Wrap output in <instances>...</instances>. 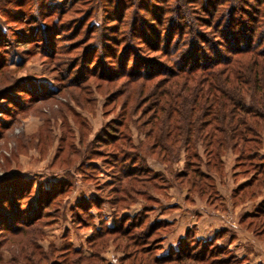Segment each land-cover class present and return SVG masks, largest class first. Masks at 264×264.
Instances as JSON below:
<instances>
[{"label":"rangeland","instance_id":"374dc122","mask_svg":"<svg viewBox=\"0 0 264 264\" xmlns=\"http://www.w3.org/2000/svg\"><path fill=\"white\" fill-rule=\"evenodd\" d=\"M139 2L0 0V220L5 221L0 225V264H26L30 241L50 255L47 264L52 259L61 261L59 255L65 248L89 256L96 229L125 225L134 218L143 226L160 219V213L171 218L178 206L169 192L181 205L174 214L179 222L204 213L214 223L226 215L225 221L232 225L234 215L224 210L223 203L232 187L230 158H225V178L212 175L223 197L221 203L219 199L209 204L191 194L192 202H184L178 190L186 187L172 183L173 172L183 169V159L165 164L148 154L142 156V164L161 175L158 183L168 185L151 191L160 204H152L143 216L142 205H151L144 198L133 194L130 201H121V193L111 191L113 186L120 187L117 169L108 160L110 153L121 155L119 139L105 141L102 135L121 120L127 129L119 128V136H127L133 145L143 140L137 119L148 84L142 88L138 81H126L132 54L119 59L120 36L127 28L118 21L129 25L134 18L136 22L144 18ZM115 38L120 45L114 44ZM131 41L141 45L136 38ZM141 49L142 57L166 63V58ZM125 60L127 69L120 66ZM262 140L264 154V133ZM126 149L137 153V149ZM241 177V181L248 179ZM28 217H37L31 226L20 222ZM169 222L158 255L172 249L167 245L171 238L165 241L174 220ZM229 233L226 230L220 240H213L214 235L202 239L224 249L222 258H239L227 243ZM103 253L108 264H120L123 251L110 238Z\"/></svg>","mask_w":264,"mask_h":264},{"label":"trees","instance_id":"16d2710c","mask_svg":"<svg viewBox=\"0 0 264 264\" xmlns=\"http://www.w3.org/2000/svg\"><path fill=\"white\" fill-rule=\"evenodd\" d=\"M138 11L146 17L137 22L134 18L129 25L123 19L118 21L127 28L125 37L120 36L123 45L119 59L132 54L126 81H138L142 88L148 84L137 119L143 140L133 145L127 136H119V128L127 129L121 120L102 135L105 141L119 139L117 149L121 155L118 158L110 153L108 160L117 169L115 178L120 187L113 186L111 191L121 193V201L140 195L151 204L141 207L146 216L152 204H160L151 191L168 185L158 183L161 175L142 164V156L148 154L165 164L182 158L183 169L173 172L172 183L185 186L190 194L213 204L219 196L212 175H223V156L230 151L235 155L231 169H239L234 178L248 177L230 198L237 204L263 195L252 211L241 215L240 221L264 239V156L259 153L264 133V0H140ZM135 38L141 45L132 43ZM115 40L114 44L120 45L119 39ZM142 47L166 58V63L142 57ZM109 58L118 59L116 55ZM128 64L125 60L120 66L127 69ZM126 148L137 149V153L126 152ZM35 219L28 217L20 222L31 226ZM2 220L0 225L5 224ZM135 220L96 229L89 247L94 250L89 256L65 248L59 255L61 261L52 259L49 264H108L101 250L109 238L115 248L123 251L120 264L242 261L232 256L222 258L224 249L196 237L193 228L185 231L175 249L158 255L162 232L170 222L155 219L142 226ZM225 232H217L213 240H220ZM28 245L32 249L26 255V264L47 262L49 254L34 247L32 241Z\"/></svg>","mask_w":264,"mask_h":264},{"label":"crops","instance_id":"0c3cea01","mask_svg":"<svg viewBox=\"0 0 264 264\" xmlns=\"http://www.w3.org/2000/svg\"><path fill=\"white\" fill-rule=\"evenodd\" d=\"M262 147H263V140H262V146L259 149V152L260 154L264 156V154L261 152ZM225 158L231 159L230 161L231 165H229L228 167L229 168L228 176L232 182V187L229 189L228 193L226 194V197L224 198V202L222 200L223 197L221 198V195L219 194L216 181H215V186H216V190H217V193L220 199V203L222 201L224 203V207L226 208L224 210L230 211L235 216V217L232 216V218H234V220L232 219V225L230 226L228 225L230 221L229 222L225 221L226 220L225 213L227 211L223 213V216L225 215V217L222 220H220V222L218 221L217 223H214L216 221H213V219L206 217L204 213H202V215L199 218L195 216L190 221L188 220L186 221L184 218L185 223H184V220H182V222H179L174 214L176 212H179V210L181 209L180 207L181 205L178 202V200L174 199V196L172 195V193L169 192L168 194L170 196V200L177 201L175 202L177 204L175 206H178V207H176L177 210L175 212H172L174 216L172 215L171 218H169L168 217L169 215L166 213L165 214L160 213L158 215V217H161L162 219H165V220L167 219L168 221H171V222L174 220L172 231L170 234L166 236L165 241L171 238L170 239L171 241L167 245L168 247L175 249L177 241L181 237L184 236L185 231L189 229L190 227L193 228L196 237L201 238V239L209 238L215 235L218 231L222 229H226V230L229 229L230 233H229V240L227 241V243L229 244L230 247H234L235 252L238 254L239 258H242V261L240 264H264V239L258 238L250 230H247L240 221L241 215L245 212L252 211L255 208V206L260 202L263 195L258 196L255 200H246L244 202L234 204L230 198L231 193L239 184L245 181H241L242 179L241 176H239L238 178H234L233 174L237 172V170L232 171L231 168L234 163L235 155L232 154L230 151H228L223 156L224 173L222 176L219 177V179L225 178V172L227 170ZM178 191L179 193L183 194L182 199L184 202H192V200H189L190 193L187 190L179 189ZM191 195L194 197L196 196L199 200H202V198H200L197 194H191ZM204 204H206L205 201H204ZM102 256L105 258L106 263H107L108 260L105 256V253H103Z\"/></svg>","mask_w":264,"mask_h":264}]
</instances>
